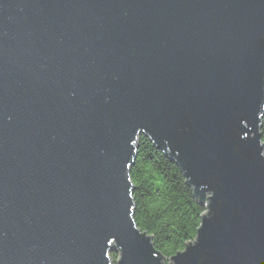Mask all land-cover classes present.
I'll return each mask as SVG.
<instances>
[{
    "label": "water",
    "instance_id": "obj_1",
    "mask_svg": "<svg viewBox=\"0 0 264 264\" xmlns=\"http://www.w3.org/2000/svg\"><path fill=\"white\" fill-rule=\"evenodd\" d=\"M263 114L264 0H0V264H164L140 135L205 208L167 264H264Z\"/></svg>",
    "mask_w": 264,
    "mask_h": 264
},
{
    "label": "trees",
    "instance_id": "obj_2",
    "mask_svg": "<svg viewBox=\"0 0 264 264\" xmlns=\"http://www.w3.org/2000/svg\"><path fill=\"white\" fill-rule=\"evenodd\" d=\"M264 141V114L260 128ZM134 203L133 220L151 237L163 263L193 241L204 206L198 204L176 164L140 135L136 155L129 170ZM115 259L118 254H109Z\"/></svg>",
    "mask_w": 264,
    "mask_h": 264
},
{
    "label": "rangeland",
    "instance_id": "obj_3",
    "mask_svg": "<svg viewBox=\"0 0 264 264\" xmlns=\"http://www.w3.org/2000/svg\"><path fill=\"white\" fill-rule=\"evenodd\" d=\"M110 253H112V252H110ZM116 259H117V257L115 258V259H111V257H110V260H111V264H116Z\"/></svg>",
    "mask_w": 264,
    "mask_h": 264
}]
</instances>
